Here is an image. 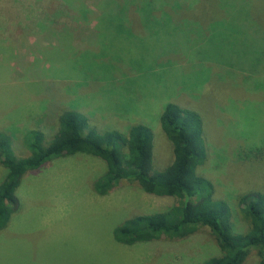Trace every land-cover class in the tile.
<instances>
[{"label":"rangeland","instance_id":"rangeland-1","mask_svg":"<svg viewBox=\"0 0 264 264\" xmlns=\"http://www.w3.org/2000/svg\"><path fill=\"white\" fill-rule=\"evenodd\" d=\"M171 101L201 113L207 159L198 173L244 231L239 197L264 191V0H0V126L17 157L29 154L20 131L45 126L49 137L56 114L74 109L96 130L149 126L161 169L173 160L159 123ZM104 170L76 153L22 177L18 209L0 230V264H198L219 253L206 227L116 242L123 220L173 200L127 179L97 195ZM257 260L252 250L242 264Z\"/></svg>","mask_w":264,"mask_h":264},{"label":"trees","instance_id":"trees-1","mask_svg":"<svg viewBox=\"0 0 264 264\" xmlns=\"http://www.w3.org/2000/svg\"><path fill=\"white\" fill-rule=\"evenodd\" d=\"M113 28L119 30L120 27ZM50 108H43L45 120H49L53 111ZM159 123L173 154L171 164L161 169L154 167L153 132L144 123L132 124L125 132L96 130L81 112L60 110L49 123L53 125L49 137L45 126L32 124L20 131L21 141L29 150L24 157L14 154L9 141L11 136L5 125L0 126V166L5 168L0 181V230L18 209L16 191L22 177L57 157L81 153L96 157L105 165L104 172L92 184L97 195L109 194L122 179H127L135 181L148 195L173 200L164 210L123 220L113 229L116 242L130 246L162 237L184 238L198 227H206L219 253L198 264H242L252 250L257 254V264H264V191L240 195V213L247 228L235 231L226 201L215 197L212 181L198 173V167L207 159L201 113L171 101L164 105Z\"/></svg>","mask_w":264,"mask_h":264}]
</instances>
